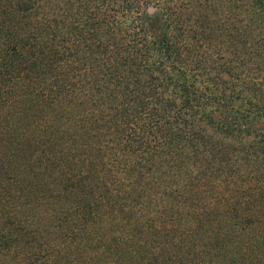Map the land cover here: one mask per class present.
Listing matches in <instances>:
<instances>
[{
    "label": "trees",
    "instance_id": "trees-1",
    "mask_svg": "<svg viewBox=\"0 0 264 264\" xmlns=\"http://www.w3.org/2000/svg\"><path fill=\"white\" fill-rule=\"evenodd\" d=\"M0 40V264H264V0H0Z\"/></svg>",
    "mask_w": 264,
    "mask_h": 264
},
{
    "label": "rangeland",
    "instance_id": "rangeland-1",
    "mask_svg": "<svg viewBox=\"0 0 264 264\" xmlns=\"http://www.w3.org/2000/svg\"><path fill=\"white\" fill-rule=\"evenodd\" d=\"M1 42L2 41L0 40V43ZM0 48H1V44H0ZM22 90H23V84L20 81L14 82V80L11 79V77L7 73L0 75V102H1L0 110L1 112L3 113L6 112L5 114L10 115V120L12 122L10 120L9 122L12 123L11 125L13 126H15L14 124L17 123L21 125L23 121L28 123V119L32 117L31 113L34 111L33 109L29 110L30 115L26 117V119L23 118L21 114H19V112H21V110L23 109V104H22L23 101H21V97H20ZM3 104L4 106L1 107ZM35 113L37 112L35 111Z\"/></svg>",
    "mask_w": 264,
    "mask_h": 264
}]
</instances>
